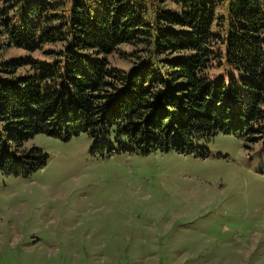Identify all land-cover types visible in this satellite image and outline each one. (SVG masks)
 Segmentation results:
<instances>
[{"label": "trees", "instance_id": "trees-1", "mask_svg": "<svg viewBox=\"0 0 264 264\" xmlns=\"http://www.w3.org/2000/svg\"><path fill=\"white\" fill-rule=\"evenodd\" d=\"M263 107L264 0H0L3 175L43 169L41 134L107 156L258 142Z\"/></svg>", "mask_w": 264, "mask_h": 264}, {"label": "rangeland", "instance_id": "rangeland-1", "mask_svg": "<svg viewBox=\"0 0 264 264\" xmlns=\"http://www.w3.org/2000/svg\"><path fill=\"white\" fill-rule=\"evenodd\" d=\"M28 143L46 164L0 173V264H264V135L200 138L196 155L107 156L87 133Z\"/></svg>", "mask_w": 264, "mask_h": 264}]
</instances>
